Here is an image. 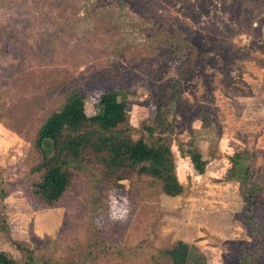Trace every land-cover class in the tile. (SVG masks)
Returning <instances> with one entry per match:
<instances>
[{
  "label": "rangeland",
  "instance_id": "rangeland-1",
  "mask_svg": "<svg viewBox=\"0 0 264 264\" xmlns=\"http://www.w3.org/2000/svg\"><path fill=\"white\" fill-rule=\"evenodd\" d=\"M110 89L125 100L113 129L166 143L181 193L135 170L110 182L84 155L44 206L31 194L37 128L70 91L89 116ZM241 150L264 183V0H0V250L12 258L151 264L182 240L186 264H264V190L247 211L225 179Z\"/></svg>",
  "mask_w": 264,
  "mask_h": 264
},
{
  "label": "trees",
  "instance_id": "trees-1",
  "mask_svg": "<svg viewBox=\"0 0 264 264\" xmlns=\"http://www.w3.org/2000/svg\"><path fill=\"white\" fill-rule=\"evenodd\" d=\"M116 90L104 93L100 110L92 115L84 112V95L72 90L63 104L45 117L37 128L33 147L37 151V162L32 171L40 172L39 179L31 184V194L44 206H53L70 184L66 166L71 161L87 155L99 167L106 179L118 181L127 178L129 170L147 176L159 184L162 194L173 197L181 193L182 185L172 167L166 165L171 159L169 146L161 141L147 144L141 138L133 139L126 128L113 129L118 116L123 112L125 100L118 99ZM150 131L149 127H146ZM51 149L50 153L47 149ZM186 155L192 169L200 174L205 161L200 153L191 148ZM254 153L248 150L234 152L228 156L227 180L236 181L241 190L246 210H251L256 192L264 190L262 176L253 177ZM190 245L182 240L159 250V259L151 264H186ZM23 259L16 260L0 250V264H35L32 252L23 250ZM249 257V258H248ZM252 254L242 257V263L258 264ZM254 262V263H253ZM191 264H206L204 260H193Z\"/></svg>",
  "mask_w": 264,
  "mask_h": 264
}]
</instances>
